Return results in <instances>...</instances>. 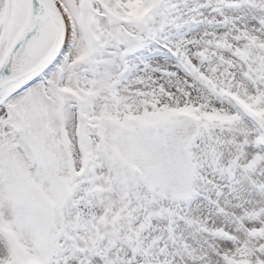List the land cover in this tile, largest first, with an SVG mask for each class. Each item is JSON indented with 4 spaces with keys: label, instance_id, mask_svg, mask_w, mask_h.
Masks as SVG:
<instances>
[{
    "label": "snow or ice",
    "instance_id": "6c2138e0",
    "mask_svg": "<svg viewBox=\"0 0 264 264\" xmlns=\"http://www.w3.org/2000/svg\"><path fill=\"white\" fill-rule=\"evenodd\" d=\"M0 264H264V0H0Z\"/></svg>",
    "mask_w": 264,
    "mask_h": 264
}]
</instances>
